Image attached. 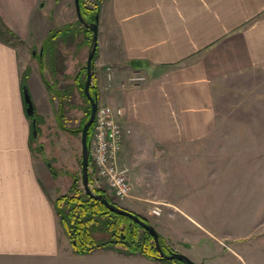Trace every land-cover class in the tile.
<instances>
[{"label": "crops", "instance_id": "1", "mask_svg": "<svg viewBox=\"0 0 264 264\" xmlns=\"http://www.w3.org/2000/svg\"><path fill=\"white\" fill-rule=\"evenodd\" d=\"M43 9L42 0H0V264H78L107 256L162 264L108 249L76 254L62 232L23 96L22 47L35 38ZM98 15L92 85L100 105L123 111L121 157L132 184L124 207L149 216L137 187L145 162L207 140L223 84L264 66V0H103ZM46 84L27 74L37 131L51 118Z\"/></svg>", "mask_w": 264, "mask_h": 264}, {"label": "rangeland", "instance_id": "2", "mask_svg": "<svg viewBox=\"0 0 264 264\" xmlns=\"http://www.w3.org/2000/svg\"><path fill=\"white\" fill-rule=\"evenodd\" d=\"M82 1L84 17L90 21L98 0ZM42 4L43 15L36 13L41 21L34 23L37 34L22 47V71L45 79L52 97L50 105L48 99L45 103L51 118L37 131L41 136L32 137V145L50 174L54 204L61 207L60 197L83 191L81 130L90 112L83 82L92 32L78 23L74 0H42ZM67 28L73 31L54 38L57 57L49 66L44 45ZM216 103L218 120L207 140L176 146L161 159L145 162L137 187L141 208L149 216L132 212L156 228L166 248L198 264H264V66L224 83ZM110 200L126 208L124 201ZM155 206L162 209L161 217L151 212ZM184 213L202 225L190 223ZM153 217L163 222L158 225ZM95 236L111 241L103 230ZM150 242L154 245L153 239ZM127 248L117 243L94 251L134 255L125 253ZM140 263L107 256L78 264Z\"/></svg>", "mask_w": 264, "mask_h": 264}, {"label": "trees", "instance_id": "3", "mask_svg": "<svg viewBox=\"0 0 264 264\" xmlns=\"http://www.w3.org/2000/svg\"><path fill=\"white\" fill-rule=\"evenodd\" d=\"M103 0H98L95 10L91 11V20H94V14L99 12L100 4ZM80 6L83 16L84 6L83 1L80 0ZM85 18V17H84ZM78 23L84 27L79 21ZM86 28V27H84ZM87 30V28H86ZM73 29L67 28L59 34H55L49 40L46 41L43 51H46V60L48 65H55L57 57V45L58 40L54 42V38L65 37L70 34ZM53 41V42H51ZM96 55V53H95ZM95 58V56H94ZM28 72L23 74V87H26V78ZM43 76V75H42ZM86 77V75H85ZM44 82L45 79H43ZM85 80V79H84ZM84 84V82H83ZM82 84V85H83ZM94 91V92H93ZM84 92V90H83ZM91 93H95V88L91 86ZM32 120L36 115L29 116ZM34 126L32 125V129ZM37 129V128H36ZM32 132V137H33ZM36 138V137H35ZM89 139V134H88ZM110 200V198H109ZM111 201V200H110ZM62 202V206L55 204L56 213L59 218L61 227L64 233L68 236L71 242L72 249L76 254H89L98 248H108L114 244H125L128 247L125 251L127 254H139L149 259L162 260L159 259L158 252L150 241L153 239L152 235L144 230L139 224L130 218L122 215H118L110 210L101 203L100 200L94 199L88 196L84 190L80 191L78 194L70 197H60L57 200ZM145 222L149 223L144 217L137 214ZM142 232H139L140 230ZM99 230L106 231L109 234L111 241H102V239H97L95 233ZM160 244L164 252L168 253L170 250L166 248L163 244L161 236L159 234ZM102 241V242H101ZM122 252V251H121ZM124 253V252H123ZM174 262H179L180 264H185L182 261L174 260Z\"/></svg>", "mask_w": 264, "mask_h": 264}, {"label": "built area", "instance_id": "4", "mask_svg": "<svg viewBox=\"0 0 264 264\" xmlns=\"http://www.w3.org/2000/svg\"><path fill=\"white\" fill-rule=\"evenodd\" d=\"M142 78L133 77L139 81ZM121 108L98 105L89 132V187L109 195L116 201L129 197L132 184L129 168L122 161L124 129L119 117ZM154 215H160L161 209H151Z\"/></svg>", "mask_w": 264, "mask_h": 264}, {"label": "water", "instance_id": "5", "mask_svg": "<svg viewBox=\"0 0 264 264\" xmlns=\"http://www.w3.org/2000/svg\"><path fill=\"white\" fill-rule=\"evenodd\" d=\"M74 7L78 21L84 27H86L92 32L91 43L89 46L88 55L86 59V77L83 86L84 94L90 103L89 116L86 122L83 124L81 130V182H82L83 190L88 196L100 200L101 203H103L108 208V210L118 215H122L130 218L131 220L139 224L144 230L149 232L153 237L155 248L159 254V259L166 261L179 260L184 262L185 264H197L194 261H192L187 255H184L182 253L175 251H169L168 253L164 252L162 245L160 244L159 233L152 224L145 222L143 219H141V217H139L137 214L133 213L132 211H129L123 207H120L112 203L105 194L96 193L89 187V155L90 154H89V145H88V133L93 123L95 113L98 107V96L96 93L93 94L91 93V85H92V77H93L94 56L98 44L99 12L94 14L93 21H87L82 14L80 0H74ZM23 96H24L26 113L28 116H33L35 114L34 103L26 87L23 89ZM32 124L34 126L32 132L34 137H36L37 129H36L35 118L32 120Z\"/></svg>", "mask_w": 264, "mask_h": 264}]
</instances>
